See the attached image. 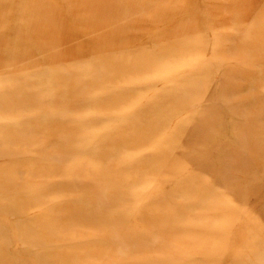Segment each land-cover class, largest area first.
<instances>
[{
	"label": "rangeland",
	"instance_id": "374dc122",
	"mask_svg": "<svg viewBox=\"0 0 264 264\" xmlns=\"http://www.w3.org/2000/svg\"><path fill=\"white\" fill-rule=\"evenodd\" d=\"M0 264H264V0H0Z\"/></svg>",
	"mask_w": 264,
	"mask_h": 264
}]
</instances>
